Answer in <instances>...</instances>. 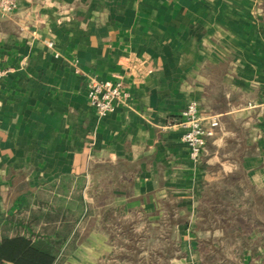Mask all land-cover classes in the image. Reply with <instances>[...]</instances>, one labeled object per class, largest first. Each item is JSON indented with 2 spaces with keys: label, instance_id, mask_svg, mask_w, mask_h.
Masks as SVG:
<instances>
[{
  "label": "crops",
  "instance_id": "obj_1",
  "mask_svg": "<svg viewBox=\"0 0 264 264\" xmlns=\"http://www.w3.org/2000/svg\"><path fill=\"white\" fill-rule=\"evenodd\" d=\"M16 2L0 15V239L61 222L44 211L64 198L90 227L62 264H97L110 222L196 216L239 170L264 191V0ZM86 73L122 78L125 103L98 115ZM190 101L222 125L198 162L178 125Z\"/></svg>",
  "mask_w": 264,
  "mask_h": 264
},
{
  "label": "rangeland",
  "instance_id": "obj_2",
  "mask_svg": "<svg viewBox=\"0 0 264 264\" xmlns=\"http://www.w3.org/2000/svg\"><path fill=\"white\" fill-rule=\"evenodd\" d=\"M218 187L217 183L203 191L208 198L196 216L182 214L174 207L171 215L163 212L158 220L149 221L138 210L132 219L110 222L107 228L112 249L97 264H264V227L254 220L249 222L245 212L251 208L263 220L264 213L243 204L259 189L243 185L234 195L233 209L220 199L224 192L219 195ZM225 194L233 197L232 192Z\"/></svg>",
  "mask_w": 264,
  "mask_h": 264
},
{
  "label": "trees",
  "instance_id": "obj_3",
  "mask_svg": "<svg viewBox=\"0 0 264 264\" xmlns=\"http://www.w3.org/2000/svg\"><path fill=\"white\" fill-rule=\"evenodd\" d=\"M237 131H242V127L236 126ZM206 147L211 151L214 145L211 144L210 139L206 140ZM234 151V155L240 152V147H230ZM220 199L223 197V203L227 206L235 209L236 199L235 193L241 190L243 185H246L242 173L239 171L229 173L222 180L218 182ZM217 183H211L205 191L210 190L213 185ZM248 187V185H247ZM254 190V189H253ZM256 191V190H254ZM232 192L233 197H229L225 194ZM254 198H245L243 202L244 206L257 207L261 214L264 213V192L257 191L254 193ZM208 197H204L201 200L200 208L205 205V200ZM69 202L66 199H60V206L58 208H47L44 211L45 214L58 215L61 222L45 221L42 225V230L35 231L33 225L35 222L23 223V235H15L11 237H4L0 239V264H62L68 258V254L71 250L77 247L86 237V232L90 226L86 227L84 232L79 227L78 220L82 219L84 212L79 211L78 207H72L68 205ZM104 209V208H103ZM251 209V208H250ZM245 212L249 222H259L261 227H264V220L261 217H256L252 210ZM113 208H105L104 219H107L112 214ZM100 211L96 210L95 214H99ZM204 217V216H203ZM55 218V217H54Z\"/></svg>",
  "mask_w": 264,
  "mask_h": 264
},
{
  "label": "built area",
  "instance_id": "obj_4",
  "mask_svg": "<svg viewBox=\"0 0 264 264\" xmlns=\"http://www.w3.org/2000/svg\"><path fill=\"white\" fill-rule=\"evenodd\" d=\"M17 8L16 0H0V15L11 16ZM53 48V42H47ZM57 55L58 53L55 52ZM4 70L0 68V76ZM87 80L88 99L91 106L100 116L115 111L119 104L125 103L129 93L122 78L117 80L101 79L92 73L84 74ZM249 105L253 106L252 103ZM178 125L182 130L181 138L188 147L189 157L200 161L206 152V140L221 129L219 115H206L195 101L188 102L182 109Z\"/></svg>",
  "mask_w": 264,
  "mask_h": 264
}]
</instances>
